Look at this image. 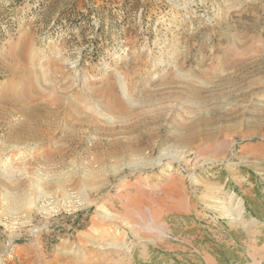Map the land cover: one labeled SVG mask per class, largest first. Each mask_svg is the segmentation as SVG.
I'll return each mask as SVG.
<instances>
[{"label":"rangeland","instance_id":"1","mask_svg":"<svg viewBox=\"0 0 264 264\" xmlns=\"http://www.w3.org/2000/svg\"><path fill=\"white\" fill-rule=\"evenodd\" d=\"M262 111L264 0H0V264H264Z\"/></svg>","mask_w":264,"mask_h":264},{"label":"bare ground","instance_id":"2","mask_svg":"<svg viewBox=\"0 0 264 264\" xmlns=\"http://www.w3.org/2000/svg\"><path fill=\"white\" fill-rule=\"evenodd\" d=\"M231 51V50H230ZM233 51V50H232ZM227 54H229V53H227ZM249 54V53H248ZM253 54V53H252ZM230 55H233V56H235V55H239V53L238 52H236V51H233V52H230ZM247 55V54H246ZM245 55V56H246ZM225 57V56H224ZM249 57V56H248ZM230 58V57H229ZM228 58V59H229ZM223 59V58H222ZM225 59V58H224ZM232 59V58H231ZM245 59H246V57H245ZM244 60V59H243ZM250 62V61H249ZM236 64V63H235ZM238 66L239 65H241V61H239V63L237 64ZM232 66H235V65H232ZM235 68H237V66L235 67ZM234 69V68H233ZM256 82V81H255ZM260 83V82H259ZM251 88V87H250ZM236 91V90H235ZM248 91V89H242L241 90V93L240 94H242V96H246L245 95V92H247ZM248 94V93H247ZM247 97H248V95H247ZM226 111V110H225ZM262 112H264V111H262ZM221 114H222V112H221ZM233 113H226V112H224L223 113V115H219V117H217L216 119H215V121H213L212 119H210V125L212 124V123H223L225 120H227L228 118H229V116L230 115H232ZM37 115V114H36ZM235 115V114H234ZM38 116V115H37ZM209 122V120L208 119H205V120H199V121H193V122H191L190 124H188L187 126H179V128L181 127L182 129H184L186 132H188L189 133V135H188V137H189V139H191L194 135H195V132H194V130H195V128H197L198 126H200V125H203V126H205V124H207ZM24 124H26V123H24ZM176 124H178V123H176ZM260 124H264V113H262V115L260 116V119L256 122V123H254V125L253 126H255V127H258ZM179 125V124H178ZM214 125V124H213ZM202 126V127H203ZM27 128V126L26 125H24V126H22V128ZM199 128H201V127H199ZM130 129V131L131 132H133V131H135L136 130V128L134 127V126H132L131 128H129ZM233 130V129H232ZM220 131H218V132H216L215 131V133H211V138H213V137H215V135L217 136H219L220 135ZM143 134V133H142ZM138 137H137V139H136V142L135 143H139L140 145L143 143V142H145L144 141V139L146 138V137H148V136H150V135H141V134H139L138 133ZM133 144H134V142L133 143H130V142H127V143H125V144H123V147L122 146H120V144L119 143H117V142H115V143H113V144H110L109 145V147H108V149H110V151H112V152H114L115 151V149H119V147L120 148H122L124 151H129V150H132V147H133ZM163 158V155H161L160 156V158ZM163 161V160H162ZM159 162V161H158ZM161 163V162H160ZM159 165V164H158ZM205 198L206 199H209L208 200V202L206 203V205H205V209L207 210V209H211V208H218V210L224 215V216H227L232 222H235V223H242V224H244V221H243V218H242V214H243V209H244V205H243V203L241 202V200H239V199H234V197L231 195L230 197H228L227 198V201H225V202H222L223 200H220V199H218V198H216V197H214L213 195H207V196H205ZM226 199V198H225ZM224 199V200H225ZM229 205H233V207L232 208H228V206ZM101 218H106V216H102ZM99 249V248H98Z\"/></svg>","mask_w":264,"mask_h":264},{"label":"crops","instance_id":"3","mask_svg":"<svg viewBox=\"0 0 264 264\" xmlns=\"http://www.w3.org/2000/svg\"><path fill=\"white\" fill-rule=\"evenodd\" d=\"M246 203V201H245ZM246 209H248L247 213L251 216H253V218H255V221H258L259 224H264V219L263 217H259L255 214V211L251 209L250 205L248 203H246L245 206ZM263 239V236L261 237ZM230 253L233 254L234 256H232L231 258L229 257H224L223 255H225L226 253L224 252V250L222 249V251L220 250V248L217 246V258H218V264H251L254 262L255 258H260L258 257L256 254H253V260H247V258L243 257V255L245 254V252H248V250L244 249V253H240L238 249H240V247H238L236 245V242L234 240H232L230 242ZM224 246V245H223ZM250 247V246H249ZM256 255V256H255ZM246 260V262H245Z\"/></svg>","mask_w":264,"mask_h":264}]
</instances>
